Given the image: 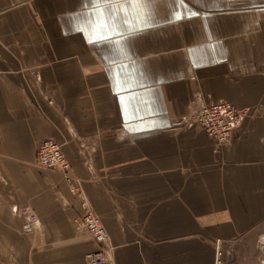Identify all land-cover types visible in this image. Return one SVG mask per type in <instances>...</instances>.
I'll list each match as a JSON object with an SVG mask.
<instances>
[{
  "label": "crops",
  "instance_id": "obj_1",
  "mask_svg": "<svg viewBox=\"0 0 264 264\" xmlns=\"http://www.w3.org/2000/svg\"><path fill=\"white\" fill-rule=\"evenodd\" d=\"M92 11L0 0V264L98 249L75 224L80 196L38 164L47 140L108 229L104 264H215L217 242L264 223V0H147L99 41L81 30ZM217 101L246 111L225 145L184 121Z\"/></svg>",
  "mask_w": 264,
  "mask_h": 264
},
{
  "label": "built area",
  "instance_id": "obj_2",
  "mask_svg": "<svg viewBox=\"0 0 264 264\" xmlns=\"http://www.w3.org/2000/svg\"><path fill=\"white\" fill-rule=\"evenodd\" d=\"M245 114V110L237 109L226 101H217L194 111L186 116L184 121L190 127L207 130L218 144L225 145L229 143ZM37 156L41 168L61 172L71 192L80 196L83 212L75 218V224L79 229L87 231L98 247L96 251L85 255V264H104L108 262V229L86 197L82 182L70 173L71 164L62 150V146L55 140L44 141L38 147ZM88 166L89 169L92 168L90 164ZM13 211L25 220L27 230L38 225L39 217L30 207H14ZM218 258L219 250L217 246L216 260Z\"/></svg>",
  "mask_w": 264,
  "mask_h": 264
},
{
  "label": "snow or ice",
  "instance_id": "obj_3",
  "mask_svg": "<svg viewBox=\"0 0 264 264\" xmlns=\"http://www.w3.org/2000/svg\"><path fill=\"white\" fill-rule=\"evenodd\" d=\"M147 0H91L93 11L87 13L93 17L92 20L87 22V29L81 28V30H87L89 32V38L95 37L96 41L108 37L109 33L115 34L117 25L114 18L119 15L132 16L133 21L139 20V16L143 14L144 6ZM183 0H177V5L182 6ZM196 15L197 13H187L186 11H178L173 13L174 19H182L185 15ZM132 21L125 20V24H129ZM109 43H115L110 38ZM115 71V70H114ZM126 86V85H125ZM135 99V97H130Z\"/></svg>",
  "mask_w": 264,
  "mask_h": 264
},
{
  "label": "rangeland",
  "instance_id": "obj_4",
  "mask_svg": "<svg viewBox=\"0 0 264 264\" xmlns=\"http://www.w3.org/2000/svg\"><path fill=\"white\" fill-rule=\"evenodd\" d=\"M217 246L219 258L215 256V264H264V223L253 233L217 242L216 251Z\"/></svg>",
  "mask_w": 264,
  "mask_h": 264
},
{
  "label": "bare ground",
  "instance_id": "obj_5",
  "mask_svg": "<svg viewBox=\"0 0 264 264\" xmlns=\"http://www.w3.org/2000/svg\"><path fill=\"white\" fill-rule=\"evenodd\" d=\"M229 103V102H228ZM231 104V103H230ZM39 224V223H38ZM38 226V225H37ZM37 226H34L33 228H36ZM90 253V252H89ZM85 261V260H84Z\"/></svg>",
  "mask_w": 264,
  "mask_h": 264
}]
</instances>
